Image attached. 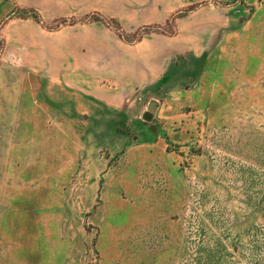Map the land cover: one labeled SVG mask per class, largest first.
Instances as JSON below:
<instances>
[{
	"label": "rangeland",
	"instance_id": "1",
	"mask_svg": "<svg viewBox=\"0 0 264 264\" xmlns=\"http://www.w3.org/2000/svg\"><path fill=\"white\" fill-rule=\"evenodd\" d=\"M142 1L96 13L129 35L171 32L198 5L176 36H145L175 49L147 88L87 81L84 35L135 54L102 23L45 33L33 20L32 52L3 25L21 9L0 0V264H264V0H158L171 6L154 24ZM53 3L49 27L87 16Z\"/></svg>",
	"mask_w": 264,
	"mask_h": 264
},
{
	"label": "crops",
	"instance_id": "2",
	"mask_svg": "<svg viewBox=\"0 0 264 264\" xmlns=\"http://www.w3.org/2000/svg\"><path fill=\"white\" fill-rule=\"evenodd\" d=\"M16 7L19 9H36L41 15L45 14L46 7L53 6L54 0H14ZM70 2V0H67ZM77 3V12L82 15H89L92 12H97L101 10V0H76ZM117 0H109V7L105 8V13L107 16L114 17L116 16L117 9ZM171 4V3H170ZM164 2L154 0L153 2H141L139 7H136L135 10L140 9L139 14H143L148 18L147 24H154L155 20L164 16L167 9L171 6ZM137 14V13H136ZM98 23H88V24H76L74 26H67L64 28H75L77 26L89 27L90 29ZM41 31L45 33H50L43 29L39 24H36ZM13 27L15 32H18L19 39L24 43V46L33 52L34 41L33 37V20H22V19H12L9 20L5 25V31ZM63 28V29H64ZM28 29L29 31H26ZM58 32L54 33H59ZM172 38H167L163 35L161 36H148L145 37L143 41L135 46V54L133 56H118L115 53L113 54H103L101 48V42L99 39H87L86 35L78 39L76 47L79 50V54L76 56L79 62L84 63L86 58L93 59V65H81L84 69L89 70L90 77L87 81L95 83V80H100L102 84L109 87L114 81L119 80L125 82L129 79L133 81L136 86L140 88H147L155 81H157L167 68L170 67V64L173 62L175 56L174 50L171 47H166V44L169 45ZM174 39V38H173ZM170 40V41H169ZM121 41V40H120ZM145 48V50H144ZM88 54V56H87ZM106 56V58L104 57ZM43 60L45 59V54L42 55ZM47 57V55H46ZM78 62V63H79ZM104 63V66L101 64ZM102 67L104 71H102ZM108 69L109 71H105ZM86 72V71H85ZM103 72L109 74V77L103 78ZM47 75V74H46ZM87 76V75H86ZM86 77L82 78V81H85ZM78 80V83L76 82ZM48 81V80H47ZM50 85V84H49ZM73 87L76 85L80 88H83V85L79 79H75V83L72 84ZM113 85V84H112ZM91 96L99 97L95 92H89Z\"/></svg>",
	"mask_w": 264,
	"mask_h": 264
},
{
	"label": "trees",
	"instance_id": "3",
	"mask_svg": "<svg viewBox=\"0 0 264 264\" xmlns=\"http://www.w3.org/2000/svg\"><path fill=\"white\" fill-rule=\"evenodd\" d=\"M236 1V0H233ZM198 5H193L187 10L181 11L177 15L172 16V18L168 21L167 25L171 27V32L166 31L164 28L158 25H148L139 28L134 34L129 35L121 28L120 23L118 20L114 18H106L105 16L101 15L100 13H92L90 15L85 16L82 20H77L73 18H62L56 27H49L44 24L43 18L41 14L35 9H21L13 12L12 15L3 23L6 25L8 20H12L14 18L22 19V20H34L37 24H39L43 29L49 32H56L60 29L67 27V26H74L76 24H88V23H102L108 29L113 30L116 35L119 37L121 41L128 45H134L140 43L145 36L149 35L150 33L154 32H161L163 35L174 37L177 35V21L179 19L186 18L192 12L197 9ZM115 26H114V25ZM5 44L4 42H2Z\"/></svg>",
	"mask_w": 264,
	"mask_h": 264
},
{
	"label": "water",
	"instance_id": "4",
	"mask_svg": "<svg viewBox=\"0 0 264 264\" xmlns=\"http://www.w3.org/2000/svg\"><path fill=\"white\" fill-rule=\"evenodd\" d=\"M152 115L150 114V113H146L145 115H144V119L146 120V121H151L152 120Z\"/></svg>",
	"mask_w": 264,
	"mask_h": 264
}]
</instances>
